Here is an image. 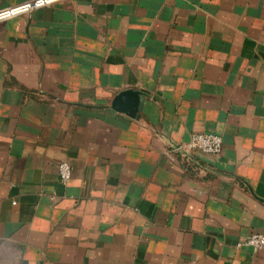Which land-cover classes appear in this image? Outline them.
I'll use <instances>...</instances> for the list:
<instances>
[{
	"label": "crops",
	"instance_id": "1",
	"mask_svg": "<svg viewBox=\"0 0 264 264\" xmlns=\"http://www.w3.org/2000/svg\"><path fill=\"white\" fill-rule=\"evenodd\" d=\"M128 89L138 119L111 108ZM197 133L221 154L173 150ZM256 233L264 0H61L0 22V264H264Z\"/></svg>",
	"mask_w": 264,
	"mask_h": 264
},
{
	"label": "built area",
	"instance_id": "2",
	"mask_svg": "<svg viewBox=\"0 0 264 264\" xmlns=\"http://www.w3.org/2000/svg\"><path fill=\"white\" fill-rule=\"evenodd\" d=\"M61 0H30L21 5L0 10V22L20 15L29 14L36 9L43 8ZM186 149V150H185ZM173 150L178 153L183 151H199L206 154L219 155L223 150V139L213 133H197L191 136L186 146H174ZM59 175L64 184L72 178V167L68 162L58 165ZM242 245L254 250L264 249V234L256 233L250 236Z\"/></svg>",
	"mask_w": 264,
	"mask_h": 264
},
{
	"label": "water",
	"instance_id": "3",
	"mask_svg": "<svg viewBox=\"0 0 264 264\" xmlns=\"http://www.w3.org/2000/svg\"><path fill=\"white\" fill-rule=\"evenodd\" d=\"M144 101L145 95L142 92L128 89L114 97L111 108L118 113L125 114L133 119H138L140 118Z\"/></svg>",
	"mask_w": 264,
	"mask_h": 264
}]
</instances>
